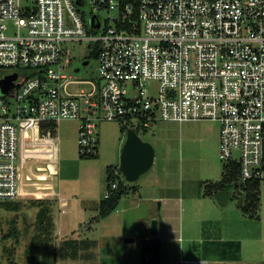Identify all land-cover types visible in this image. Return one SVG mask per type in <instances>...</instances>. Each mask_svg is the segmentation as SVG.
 Returning <instances> with one entry per match:
<instances>
[{
	"label": "built area",
	"instance_id": "2783aa9c",
	"mask_svg": "<svg viewBox=\"0 0 264 264\" xmlns=\"http://www.w3.org/2000/svg\"><path fill=\"white\" fill-rule=\"evenodd\" d=\"M90 4L94 17L107 16L105 26L96 29L93 18L89 27L72 0H0V68L25 75L14 113L0 99V202L19 197L25 122L79 121L83 157L99 154L102 120L140 132L158 121L214 122L220 161L237 164L244 183L263 182L264 0ZM69 41L97 50V83L65 73ZM77 83L93 89L69 93ZM117 189L111 181L105 199Z\"/></svg>",
	"mask_w": 264,
	"mask_h": 264
},
{
	"label": "rangeland",
	"instance_id": "374dc122",
	"mask_svg": "<svg viewBox=\"0 0 264 264\" xmlns=\"http://www.w3.org/2000/svg\"><path fill=\"white\" fill-rule=\"evenodd\" d=\"M72 2L83 14L89 27L93 18L96 29L105 26L107 16L94 17L90 0H72ZM65 48L68 50L65 58L70 61L65 73L73 79L97 83L98 62L92 57L94 46H90L87 42L69 41L64 44ZM15 74L17 79L10 85L5 86L2 83L6 77ZM24 78L25 75L21 70L13 73L12 70L0 68V99L7 97L5 101L9 100L12 113L17 106L15 95ZM81 89L90 92L93 86L91 83H77L67 87L69 93H78ZM101 115L102 113H99V117ZM57 124L59 138L56 145L59 149L61 168L66 177L71 175L79 180L72 183V186L76 187L77 192L78 188L83 187L80 194L82 199L85 197L84 189L95 193L96 199L104 196L107 170L111 166L117 167L119 181L124 182L125 185L130 187L144 185L145 196L153 191V184L158 177L161 179L166 177L169 184L164 187L176 189L180 185V176L207 180L215 176L214 170L218 174V169H223L224 163L219 159V128L214 122L201 121L186 125L158 121L148 128L146 133L141 131L140 138L154 147L155 161L153 167L134 182H128L120 170V157L127 139V134L121 131V121L99 122L100 156L94 158H83L79 153L77 141L72 137L79 121L63 120ZM231 196L238 197L229 202V209L236 211L239 204L244 201L245 195L239 189H232ZM260 198L264 222V181L261 184ZM38 211L39 209L32 206L29 200L21 201L18 212H8L0 206V264H31L29 254L34 259L33 264H44L41 255L49 246L54 251L56 264H141V243L151 238L152 220L156 219L151 218V214L160 215L157 204L141 202L138 192L134 191H130L122 199L118 209L110 216L91 225L92 217L98 216L99 212L92 211L88 217L81 218L79 215L74 216L72 210L62 215L63 213L60 214L58 208H55L54 215L57 222L66 225L63 234L59 229L57 235L62 237L71 234L72 227L78 228L80 222L86 224L83 234L81 233L82 238H89V243H92L93 250L98 254V258L95 254L91 258L72 260L62 259L59 248L63 242L59 240L60 238L53 236L52 239H48L43 235V240L39 239V234L45 231L46 224L42 228L37 224ZM257 224L247 220L243 227L248 232H254L256 228L257 230L260 228ZM155 238L161 239L162 235ZM126 239H134V242H127ZM162 253H164L162 255L164 264H181L179 248L174 243L165 241Z\"/></svg>",
	"mask_w": 264,
	"mask_h": 264
},
{
	"label": "crops",
	"instance_id": "0c3cea01",
	"mask_svg": "<svg viewBox=\"0 0 264 264\" xmlns=\"http://www.w3.org/2000/svg\"><path fill=\"white\" fill-rule=\"evenodd\" d=\"M41 125L43 124L38 122H25L20 127L18 158L20 184L19 197L16 201L29 200L52 203L54 237L60 238L59 240L62 242L88 240L89 238H82L86 224L81 222L78 223V228L72 227L71 234L62 237L57 235L59 229L60 233L63 234L66 225L57 222L54 209L58 208L60 214L63 213L62 215L72 210L74 216L88 217L92 211L100 212V205L105 200V194L100 199H96L95 193L84 189L85 197L82 199L80 194L83 187L78 188L77 192L76 187L72 186V183L79 180L71 175L66 177L61 168L59 149L56 145L59 138L57 133L55 137L50 136L49 133L42 136ZM78 127L79 124L72 133L75 141L78 139ZM218 141L220 149V139ZM97 156H100V151ZM213 173L215 176L207 180L180 176V185L176 189L164 187L169 182H167L166 177L165 179L158 177L153 184V191L147 196L143 194L144 185L134 187L126 185L129 191L122 199L130 191H134L138 192L141 202H152L158 205V214L160 215L151 214V218L158 220V233L152 234L151 238H148L154 239L156 236L162 235L161 239L155 238L162 242V252L165 241L174 243L179 248L181 264H263L262 200L259 211L261 221L260 224H257V227L260 226V228L258 230L256 228L254 232H248L243 224L247 220H253L249 219L250 214L245 210L247 205L245 199L234 211L229 209V202L238 199V194V197L229 200L225 206H221L212 197H199V192L201 191V194L204 192L205 184L218 183L222 180L224 174L222 168L218 169V174L215 170ZM201 182L205 184L199 189ZM147 185L151 186L148 183ZM108 187L107 170L106 190ZM92 251L94 256L96 254V258H98L96 251ZM162 264H164L163 259Z\"/></svg>",
	"mask_w": 264,
	"mask_h": 264
},
{
	"label": "trees",
	"instance_id": "16d2710c",
	"mask_svg": "<svg viewBox=\"0 0 264 264\" xmlns=\"http://www.w3.org/2000/svg\"><path fill=\"white\" fill-rule=\"evenodd\" d=\"M97 50L93 52L92 57L97 58ZM33 71H29L28 74H32ZM129 129L128 125L122 124L121 131L124 134H127ZM42 136H46L48 133L50 136L55 137L57 133V123H45L41 125ZM140 133V130H137ZM147 132V129L143 130ZM87 157V158H94ZM86 158V157H83ZM117 167H108V182L111 181L118 182V189L113 191L111 197L102 201L100 205L99 215L92 219L90 223L100 222L102 219L110 216L119 206L120 200L124 195L129 191V188L125 185L124 182L119 181L118 175L115 176ZM223 178L218 183H209L205 184L201 182L199 184V189L205 184L204 192L201 194L199 192V197H212L214 198L221 206H225L229 200L234 198L231 196L232 189H239L241 193L245 195V202L247 203L245 210L250 214L251 220L260 224L261 218L259 215L260 211V192L261 184L260 181H249L242 182L240 179L239 166L237 164H224L223 165ZM32 206L38 208L37 214V224L40 228L46 224L45 231L39 234V239L42 241L43 237L52 239L54 236V223L52 219V206L53 204L46 201H29ZM0 206L8 212H18L21 208V202L9 201L5 203H0ZM44 235V236H43ZM142 246V260L141 264H162V242L158 239H146L141 243ZM92 243H89L88 240H69L64 241L61 246V257L62 259H87L94 257ZM83 252H86L83 254ZM43 263L44 264H56L55 254L51 246L42 253ZM31 259V264H33V257L29 254ZM264 264V263H263Z\"/></svg>",
	"mask_w": 264,
	"mask_h": 264
},
{
	"label": "water",
	"instance_id": "95a60500",
	"mask_svg": "<svg viewBox=\"0 0 264 264\" xmlns=\"http://www.w3.org/2000/svg\"><path fill=\"white\" fill-rule=\"evenodd\" d=\"M87 64V62H86ZM17 79V75H11L3 80L5 86L10 85ZM155 150L154 147L144 142L139 133L129 128L127 139L123 146L120 157V170L128 182L137 181L143 174L148 172L154 165ZM158 233V220H152V234ZM127 242H134V239H126Z\"/></svg>",
	"mask_w": 264,
	"mask_h": 264
}]
</instances>
